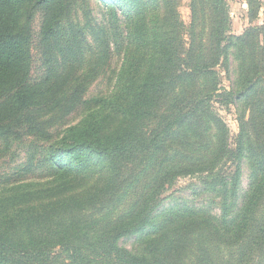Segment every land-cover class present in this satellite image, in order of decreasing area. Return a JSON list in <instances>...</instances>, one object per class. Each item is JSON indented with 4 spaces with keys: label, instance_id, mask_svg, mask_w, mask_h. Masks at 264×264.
<instances>
[{
    "label": "trees",
    "instance_id": "obj_1",
    "mask_svg": "<svg viewBox=\"0 0 264 264\" xmlns=\"http://www.w3.org/2000/svg\"><path fill=\"white\" fill-rule=\"evenodd\" d=\"M28 1L0 0V139L4 140L18 138L14 112L33 105L36 94L34 87L11 79L21 67L20 49L26 45L24 29L18 27L19 8ZM100 1L116 5L117 0ZM162 1H148L137 13L126 15L120 26L104 31L107 39L98 44L102 49L90 74L79 77L83 79L79 88L84 91L87 81L111 68L115 81L108 80L109 87L113 83L111 92L82 101L96 106L87 108L81 123L65 128L59 138L62 155L74 158L85 152L132 162L161 157L157 175L119 218L86 221L85 212L105 201L114 185L112 178L97 170V185L89 184L93 173L65 168L47 150L46 178L37 180L43 184L25 185L21 178L18 191L0 195V264L11 258L28 264L54 247L73 253L69 264H182L188 258L195 264H264V27L231 35L225 0H191L186 44L176 13L169 1ZM254 2L246 0L247 11ZM36 3L48 10L52 0ZM101 62L106 69L99 72ZM221 66L231 75L228 89L220 86ZM56 81L53 76L43 79L45 86ZM213 98L234 105L240 125L235 171L231 176L215 175L209 182V191L221 192L224 199L222 215L182 205L167 211L159 224L152 220L144 227L142 218L136 226H128L140 217L144 211L140 209L170 172L212 173L228 153V131L211 109ZM48 104L27 111L51 108ZM36 131L26 130L39 136ZM169 137L174 141L192 137L201 148L189 155L174 152L168 159L163 149ZM242 161L250 173L247 188L237 199ZM130 233H135L134 249L120 248L118 240ZM76 247L84 248L87 256H76ZM221 247L229 250L227 256H222ZM14 254L23 256H9Z\"/></svg>",
    "mask_w": 264,
    "mask_h": 264
},
{
    "label": "rangeland",
    "instance_id": "obj_2",
    "mask_svg": "<svg viewBox=\"0 0 264 264\" xmlns=\"http://www.w3.org/2000/svg\"><path fill=\"white\" fill-rule=\"evenodd\" d=\"M148 1L150 0H117L116 5H112L100 0H52L51 8L46 10V5H38L36 0H31L20 6L18 28L24 29L21 34L27 38L24 40L26 45L20 49L21 67L16 72V76L11 79L15 83L23 85L25 83L34 87L36 94L34 93V104L31 106L49 103L47 107L51 108L40 107L27 111L31 107L29 106L25 110L14 112L16 119L13 120L15 121L13 128L15 134L19 135L18 138L0 139V195L9 194L13 189L18 191L22 185L19 183L21 178L26 179L25 185L43 184L44 181L37 182V180H42L45 168L49 164L47 150L48 154L65 168L70 170L84 168L82 171L85 173H93L89 175V184L97 185L99 181L95 173L97 170L105 172L108 179L112 178L114 185L106 193L105 201L85 212L86 221L102 223L119 218L133 206L135 197L154 179L161 157L145 156L141 160L134 159L132 162L130 158L114 160L115 158L112 157L101 158L85 152L79 156L80 158H74L62 155L59 149V138L63 130L71 125H79L85 117L86 109L96 106L81 102H91L96 96L111 92L113 83L109 87L111 82L108 81L113 77L109 72L111 68L96 79L87 81L84 91L79 88L83 80L79 77L87 76L91 71L93 59L99 56L102 49L98 44L107 39L104 31L110 32L111 25L120 26L118 23L126 15L137 13ZM167 1L170 3L172 13H176L178 17L181 34L187 44L191 22V0ZM224 3L229 12L231 35L241 36L248 29L264 27V0H255V7L249 11H247L246 0H225ZM51 22L53 25L49 24ZM118 30L121 29L118 28ZM49 31V38L44 41L45 34ZM116 34V30L112 32V36ZM101 64L102 62L98 64L99 72L106 69V65ZM112 68H114L113 71L117 70L114 66ZM226 70L227 67L223 66L217 69L220 86L224 89H228L231 79V75L229 76ZM70 73H73L72 79L63 87L62 83ZM52 76L57 79L55 84L45 86L43 79L45 77L50 79ZM113 81L114 78H112ZM211 105L213 113L228 131L226 156L221 159L212 173L170 172L166 178L160 180V186L156 185L157 192L147 205L140 209L144 210L140 217L133 218L128 226H136L142 218H146L144 227L150 225L152 220L159 224L167 211L182 205L208 208L217 217L222 215L224 199L221 192L209 191V182L215 175L231 176L235 171L237 165L235 150L240 125L234 105L227 104L220 98H213ZM191 123H193L192 120ZM178 128L180 127L177 126L176 130H179ZM29 129H36L40 132L39 136L28 135L26 130ZM174 140V137H169L165 141L166 147L163 150L165 154H168V159L174 152L189 155L192 150L201 148L200 145L196 146L192 137L181 141ZM56 164L52 166H57ZM102 165H105L104 169ZM249 173L248 164L242 161L237 199L247 188ZM12 182L15 183L12 185ZM134 235L135 233H130V235L122 236L117 245L122 249H134L136 245ZM221 251L222 256H227L229 252L226 247H221ZM75 252L76 256H87L84 254V248L76 247ZM46 254L48 255L40 259L35 258L28 264H69L68 256L73 253L54 247L50 248ZM18 262L27 264L22 259L14 258H11L7 264H19ZM182 264L195 263L188 258Z\"/></svg>",
    "mask_w": 264,
    "mask_h": 264
}]
</instances>
